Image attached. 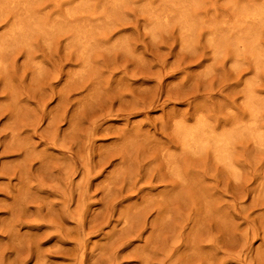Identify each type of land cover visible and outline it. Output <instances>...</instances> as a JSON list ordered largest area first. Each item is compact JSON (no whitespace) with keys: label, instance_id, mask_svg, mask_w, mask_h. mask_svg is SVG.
<instances>
[{"label":"rangeland","instance_id":"rangeland-1","mask_svg":"<svg viewBox=\"0 0 264 264\" xmlns=\"http://www.w3.org/2000/svg\"><path fill=\"white\" fill-rule=\"evenodd\" d=\"M0 264H264V0H0Z\"/></svg>","mask_w":264,"mask_h":264}]
</instances>
